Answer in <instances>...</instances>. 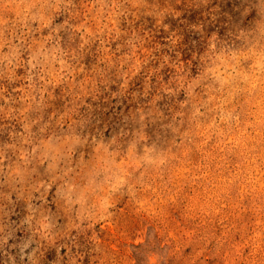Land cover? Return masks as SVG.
I'll return each mask as SVG.
<instances>
[{
  "label": "rangeland",
  "instance_id": "obj_1",
  "mask_svg": "<svg viewBox=\"0 0 264 264\" xmlns=\"http://www.w3.org/2000/svg\"><path fill=\"white\" fill-rule=\"evenodd\" d=\"M0 264H264V0H0Z\"/></svg>",
  "mask_w": 264,
  "mask_h": 264
}]
</instances>
